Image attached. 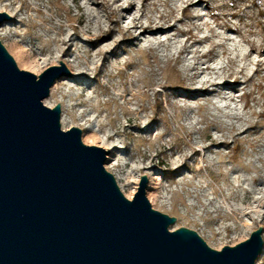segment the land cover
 <instances>
[{
  "label": "rangeland",
  "instance_id": "1",
  "mask_svg": "<svg viewBox=\"0 0 264 264\" xmlns=\"http://www.w3.org/2000/svg\"><path fill=\"white\" fill-rule=\"evenodd\" d=\"M259 9L252 0H0L12 18L0 42L36 76L70 66L49 99L61 129L77 127L83 144L109 152L104 167L127 199L145 176L152 209L176 219L169 229L195 231L215 250L261 227L255 264H264Z\"/></svg>",
  "mask_w": 264,
  "mask_h": 264
},
{
  "label": "water",
  "instance_id": "2",
  "mask_svg": "<svg viewBox=\"0 0 264 264\" xmlns=\"http://www.w3.org/2000/svg\"><path fill=\"white\" fill-rule=\"evenodd\" d=\"M0 13V25L11 21ZM71 77L63 62L38 76L0 42V264H255L261 227L220 250L152 209L147 179L127 199L104 164L109 152L61 129V106L44 105Z\"/></svg>",
  "mask_w": 264,
  "mask_h": 264
},
{
  "label": "bare ground",
  "instance_id": "3",
  "mask_svg": "<svg viewBox=\"0 0 264 264\" xmlns=\"http://www.w3.org/2000/svg\"><path fill=\"white\" fill-rule=\"evenodd\" d=\"M167 2V1H166ZM185 8H187V6L185 7ZM186 11H187V9H184V10H182V17H184V16H186L187 14H185L186 13ZM171 12V11H170ZM168 16H172V14L170 13V14H167ZM167 16V17H168ZM152 27V25H150L149 26V28H151ZM154 29H156V30H158V29H160L159 27L157 28V26L155 25L154 26ZM146 31V28L145 27H142L141 28V33H144ZM189 34H191L192 35V31H189ZM95 39V41H98V40H100V38L98 37H96V38H94ZM174 60H176V61H179V58L178 57H176ZM64 62V64L67 66V67H70V66H68V64L65 62V61H63ZM176 68V67H175ZM177 70V72L179 73V88L178 89H180L181 91H186L187 89H188V85H187V83H186V77H183L182 76V74L180 73V71L178 70V69H176ZM234 82H237L236 80H234ZM55 88V86H53V88H52V90H51V94H50V97H48L46 100H44L43 101V103H44V105L45 106H47V107H49V108H52V105H51V101H49V99H52L53 98V89ZM204 90H205V92H207V90L204 88ZM263 106H264V104H263ZM261 115L262 116H264V114H262L261 113ZM65 116H64V114H61V126L62 127H64V125H65ZM93 138V137H92ZM95 139V138H94ZM237 143L238 142H240V141H236ZM106 149H108L107 147H106ZM108 150H110V149H108ZM108 163H109V158L107 159V162H106V168L108 169V167H107V165H108ZM119 187L121 188V185H119ZM149 189H151V187L150 186H148V190Z\"/></svg>",
  "mask_w": 264,
  "mask_h": 264
},
{
  "label": "trees",
  "instance_id": "4",
  "mask_svg": "<svg viewBox=\"0 0 264 264\" xmlns=\"http://www.w3.org/2000/svg\"><path fill=\"white\" fill-rule=\"evenodd\" d=\"M252 3L254 4V6H256L258 8V6H260V4L264 3V0H252ZM259 13L261 16L264 17V11L263 9H259ZM259 89H261L263 91L264 94V87H262L261 84H259ZM244 107H248L250 105V94H248L246 97H244ZM262 114H264V109L262 111ZM237 150H240L237 148Z\"/></svg>",
  "mask_w": 264,
  "mask_h": 264
}]
</instances>
